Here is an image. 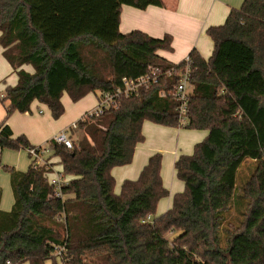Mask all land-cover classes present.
<instances>
[{
    "label": "trees",
    "instance_id": "trees-1",
    "mask_svg": "<svg viewBox=\"0 0 264 264\" xmlns=\"http://www.w3.org/2000/svg\"><path fill=\"white\" fill-rule=\"evenodd\" d=\"M123 6L163 8L162 0H0V47L18 75L1 97L0 149L29 150L7 120L29 113L34 102L53 120L66 112L63 97L78 103L101 97L137 78L150 66L172 71L118 109L80 122L72 149L48 142L68 178L57 198L42 165L10 174L14 205L0 208V264H264V0H245L226 22L207 30L214 44L209 59L194 49L190 58L187 123L169 93L179 84L186 60L175 64L172 37L135 30L120 32ZM31 66L33 73L23 69ZM146 121L169 128L207 131L193 154L174 164L184 191L156 216L170 196L162 178L163 155H152L137 180L119 194L112 170L130 165L145 142ZM255 168L237 197L238 172ZM244 168V167H243ZM2 190L0 188V204ZM61 247V257L56 253Z\"/></svg>",
    "mask_w": 264,
    "mask_h": 264
},
{
    "label": "crops",
    "instance_id": "crops-1",
    "mask_svg": "<svg viewBox=\"0 0 264 264\" xmlns=\"http://www.w3.org/2000/svg\"><path fill=\"white\" fill-rule=\"evenodd\" d=\"M164 7L150 6L146 10H139L130 6H123L120 17V32L123 34L138 30L162 39L166 35L172 37V52L159 51L158 54L171 63L178 64L186 60L191 51L196 49L204 59H209L214 51V44L207 35L211 27L223 25L231 10L240 8L245 0H162ZM1 36V33H0ZM0 47V123L6 120V109L1 103V97L9 86H16L18 75L3 55ZM24 70L33 73L31 66H24ZM64 95L62 101L66 112L59 120H53L47 106L34 102L31 112L15 113L7 120L14 136L25 135L31 144L37 148H44L56 135L67 129L73 122L78 121L88 111L96 108L100 100L96 94H89L78 103L67 104ZM68 102V101H67ZM44 107L43 109L41 107ZM69 107V108H67ZM146 132H151L152 138H147ZM145 142L136 147L133 162L130 165L116 167L112 175L116 181L115 192L121 191L126 180H137L147 165L149 158L156 154H163L162 178L170 196L159 202L157 214L161 215L172 207L173 197L184 191V183L178 180L174 164L181 155H191L197 143L203 141L207 131L187 130L182 128H168L146 121L143 125ZM150 142H154L152 145ZM12 152H17V155ZM27 153L29 161L25 157ZM50 154L44 158L47 160ZM51 165L53 159L47 160ZM33 158L28 150L0 149V188L2 200L0 208L9 212L14 205V195L11 178L4 170V166H12L20 171H27ZM173 165V170H172ZM56 169V167L54 166ZM60 169H62L60 167ZM10 181H9V180ZM13 198L8 194L9 183ZM9 193V192H8ZM28 264V263H25ZM46 264H52L48 261Z\"/></svg>",
    "mask_w": 264,
    "mask_h": 264
},
{
    "label": "built area",
    "instance_id": "built-area-1",
    "mask_svg": "<svg viewBox=\"0 0 264 264\" xmlns=\"http://www.w3.org/2000/svg\"><path fill=\"white\" fill-rule=\"evenodd\" d=\"M187 68L181 75L179 84L174 91L161 93V96H173L179 103L178 111L180 115V123L182 126L187 123V106L189 101L190 84V58L186 59ZM172 71H163L159 67L150 66L146 74L137 78H123L122 84L116 90L112 92L103 93L100 97L96 108L88 111L78 121L73 122L67 129L58 133L55 137V141L58 144L64 145L67 149H72L74 145L75 137H72V131L78 128L80 122H86L102 117L110 109H118L122 98H130L138 96L143 88H150L157 84L161 78L165 75L170 76ZM30 156L33 158L34 168H38L45 165L47 168L46 177L49 184L54 189V195L57 198H64L62 193V187L68 184V178L64 175L63 171H56L53 165H51L44 157L49 154L48 149L44 148H32L28 150ZM66 250L64 247L58 249L56 255L61 257L62 253Z\"/></svg>",
    "mask_w": 264,
    "mask_h": 264
},
{
    "label": "rangeland",
    "instance_id": "rangeland-1",
    "mask_svg": "<svg viewBox=\"0 0 264 264\" xmlns=\"http://www.w3.org/2000/svg\"><path fill=\"white\" fill-rule=\"evenodd\" d=\"M65 101H66V103L67 104H69V103H71L70 102V100H69V98L67 97V96H65ZM68 101V102H67ZM73 104V103H72ZM42 109L44 108L43 106L41 107ZM67 108H69V107H67ZM149 122V121H148ZM169 128V127H168ZM81 134V133H80ZM80 134L79 133H77L76 135H75V140H77L78 139V137H80ZM152 134L153 133H151V132H146V134L145 135H147V138H152L151 136H152ZM146 139V138H145ZM152 145H154V142L152 143V142H150ZM44 149H48L49 150V148H48V145L46 146V147H44ZM12 153H15V155H17V152H12ZM49 154H50V152H49ZM193 154V153H192ZM163 155V154H162ZM25 157H26V159L29 161V157H28V155H27V153H25ZM53 159V164H54V166L56 167V171H62L61 169H60V167H61V165H60V160H59V158H57V157H53L52 158ZM244 167V168H243ZM254 168H255V163L252 161V160H250V159H246L245 161H244V163H243V165H242V167L240 168V171L238 172V177H237V183H236V194H237V197L241 194V192H242V189H243V185H244V183L247 181V179H249V177L251 176V174H252V172H253V170H254ZM172 170H173V165H172ZM7 173V172H6ZM4 175H6L7 177H9V175H8V173L7 174H4ZM9 180V179H8ZM10 181V180H9ZM8 181V183H9V189H7V191H6V195L5 196H7L8 197V194L13 198V196H12V192H11V188H10V182ZM9 192V193H8ZM166 199V198H165ZM156 216H160V215H156ZM29 264V263H28Z\"/></svg>",
    "mask_w": 264,
    "mask_h": 264
}]
</instances>
